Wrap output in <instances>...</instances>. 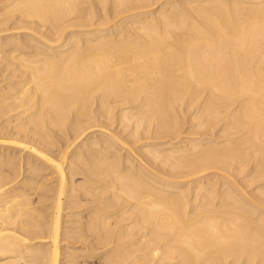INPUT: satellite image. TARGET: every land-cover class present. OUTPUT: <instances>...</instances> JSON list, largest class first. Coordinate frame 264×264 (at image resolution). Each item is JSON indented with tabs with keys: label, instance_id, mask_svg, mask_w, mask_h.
I'll list each match as a JSON object with an SVG mask.
<instances>
[{
	"label": "bare ground",
	"instance_id": "obj_1",
	"mask_svg": "<svg viewBox=\"0 0 264 264\" xmlns=\"http://www.w3.org/2000/svg\"><path fill=\"white\" fill-rule=\"evenodd\" d=\"M2 146L0 264H264V0H0Z\"/></svg>",
	"mask_w": 264,
	"mask_h": 264
},
{
	"label": "rangeland",
	"instance_id": "obj_2",
	"mask_svg": "<svg viewBox=\"0 0 264 264\" xmlns=\"http://www.w3.org/2000/svg\"><path fill=\"white\" fill-rule=\"evenodd\" d=\"M5 147V148H4ZM6 146H2V149H1V147H0V151H3V150H8L9 149V151L11 150L12 152L14 151V152H17L18 153V151H17V149H12V148H14V147H10V148H7ZM19 154V153H18ZM67 228V227H66ZM64 237H65V235H63ZM65 241V242H64ZM64 242V243H63ZM62 244H64V245H62L63 247L65 246V245H71L72 246V243H68L67 244V241L66 240H63L62 242H61ZM85 245V244H84ZM67 249L68 248H62V251L64 252V256L66 255V252H67ZM90 252H93V251H90ZM94 252H97V250L96 251H94ZM95 260V263L94 264H100L99 263V261L98 260H96V259H94ZM90 263L89 264H92L93 262L92 261H89ZM64 264H66V263H64Z\"/></svg>",
	"mask_w": 264,
	"mask_h": 264
}]
</instances>
